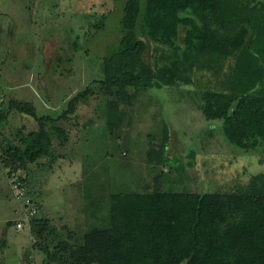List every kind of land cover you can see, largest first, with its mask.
<instances>
[{
  "label": "rangeland",
  "instance_id": "1",
  "mask_svg": "<svg viewBox=\"0 0 264 264\" xmlns=\"http://www.w3.org/2000/svg\"><path fill=\"white\" fill-rule=\"evenodd\" d=\"M123 1L0 0V110L19 100L31 102L38 116L56 117L71 97L101 79L102 57L121 37ZM211 74L195 71L192 86L138 94L111 134L104 129L105 98L94 94L55 124L66 132L54 142L58 159L25 170L4 168L3 154L17 132L36 131L37 124L11 111L0 125V264H56L49 255L57 242L82 244L89 227L99 224L96 218L105 217L110 195L151 191L160 173V190L191 193L234 192L263 174L264 152L244 154L224 138L220 121L205 120L197 108L196 95L212 86ZM164 125V161L149 163L147 153L159 150ZM19 178H26L23 190L53 234L37 238L27 225L15 228L22 213L12 181Z\"/></svg>",
  "mask_w": 264,
  "mask_h": 264
},
{
  "label": "trees",
  "instance_id": "2",
  "mask_svg": "<svg viewBox=\"0 0 264 264\" xmlns=\"http://www.w3.org/2000/svg\"><path fill=\"white\" fill-rule=\"evenodd\" d=\"M121 12V37L102 57L101 79L71 97L58 116H38L31 102L19 100H9L0 110L2 127L11 111L30 116L37 124L36 131L17 132L8 141L4 168L25 170L41 159L56 161L54 142L64 140L66 132L55 124L94 94L105 98L104 129L111 134L127 119L138 94L192 86L195 71L214 74L212 86L196 95L204 119L220 121L224 138L244 154L264 152V2L124 0ZM218 72H223L222 78ZM162 132L159 150L147 153L149 163L164 161L166 125ZM18 182L21 188L27 186L26 178ZM160 185L161 173L151 191L110 195L105 217L96 218L99 224L89 227L82 244L72 247L68 240H59L51 260L264 264V173L227 193L162 191ZM36 210L29 232L41 238L51 229L48 220L38 217V206Z\"/></svg>",
  "mask_w": 264,
  "mask_h": 264
},
{
  "label": "built area",
  "instance_id": "3",
  "mask_svg": "<svg viewBox=\"0 0 264 264\" xmlns=\"http://www.w3.org/2000/svg\"><path fill=\"white\" fill-rule=\"evenodd\" d=\"M12 189L16 201L21 207L22 218L15 224V228L20 230L24 225L29 228V221L37 213L35 203L26 195V191L20 187L18 181H12Z\"/></svg>",
  "mask_w": 264,
  "mask_h": 264
}]
</instances>
